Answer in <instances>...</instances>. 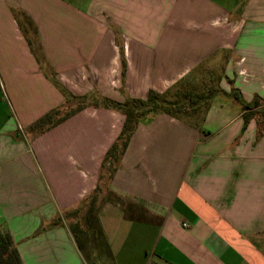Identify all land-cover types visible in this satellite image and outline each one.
Instances as JSON below:
<instances>
[{"label":"crops","instance_id":"obj_1","mask_svg":"<svg viewBox=\"0 0 264 264\" xmlns=\"http://www.w3.org/2000/svg\"><path fill=\"white\" fill-rule=\"evenodd\" d=\"M28 38L74 96L221 78L204 112L142 119L105 185L125 115L87 108L32 136L66 98ZM98 186L109 250L91 234L82 252L66 214ZM0 228L24 264H264V0H0Z\"/></svg>","mask_w":264,"mask_h":264},{"label":"trees","instance_id":"obj_2","mask_svg":"<svg viewBox=\"0 0 264 264\" xmlns=\"http://www.w3.org/2000/svg\"><path fill=\"white\" fill-rule=\"evenodd\" d=\"M23 16L28 19L30 25L33 26L32 21L27 16ZM34 31L36 32L35 28ZM27 40L37 56V61L44 66L43 69L45 68L47 77L52 80L54 85L66 98L65 103L61 107L46 113L43 117L38 119L31 126H29L28 129H26L32 136L37 137L52 128H56L70 117H73L87 108H107L108 110L122 112L125 115L122 132H120L115 143L112 145L111 149L108 150L104 158L103 165L101 167L102 180L110 179L111 175H113L117 167H119L121 157L125 153V150H127L131 138L137 131L138 125L142 119L144 120L148 117H154L159 114H167L179 119H187L194 114H198L197 106L199 107L200 103L204 100V98H206L204 94H198L195 90H192L186 91L183 96H181L180 92H176L174 95L179 96L177 98L181 97L180 99L182 102L172 101L169 98V95L174 92L178 86L164 95L151 91L146 100L136 98L119 102L108 99L107 97L99 96L84 95L76 97L57 80L54 72H49L47 66L45 65V59L41 48L37 50L34 48L31 39L28 38ZM210 91L212 93V97L216 91L214 89H211ZM88 96L93 97V102H85V99H87ZM73 100H84V102L80 103L77 108L71 110L69 107L71 101L73 102ZM244 107L247 109V106ZM249 117L250 115L248 114L244 117L246 125L248 124ZM98 191L99 187H97L92 199L88 200V203H83V206H86V209L82 218L80 220L77 219L75 222L72 221L70 224V231L75 236V241L82 252H84L87 248L91 234L93 241L96 243L97 241H102L99 242V244L103 243L104 247L109 250L107 242L105 241L104 231L99 223V207L97 205ZM80 208L82 209V206L70 213L68 212L66 214L68 219L79 218ZM20 255L21 254L14 242L13 235L9 231L0 228V264H24Z\"/></svg>","mask_w":264,"mask_h":264},{"label":"rangeland","instance_id":"obj_3","mask_svg":"<svg viewBox=\"0 0 264 264\" xmlns=\"http://www.w3.org/2000/svg\"><path fill=\"white\" fill-rule=\"evenodd\" d=\"M209 68V67H208ZM206 69L205 72H203L202 74H200L199 76L197 75L194 79H191L185 83H182L181 85H178V87L176 88V90H174V92H172L170 95H169V98L172 100V101H181L182 100L180 98H177L179 96H176L174 95L176 92H180L181 96H183V94L186 92V91H192V90H195V92H197L198 94H204V96L206 98H204V100L200 103V106L198 107L197 106V111H198V114H200L202 111L204 112L206 107H207V104H208V100L209 98L211 97L212 93H211V88H213L214 86L218 87V81L220 80L221 78V73L220 72V66L219 67H216V66H213L209 69ZM216 69V70H213V69ZM212 69V71L210 70ZM78 97V96H76ZM223 98V97H221ZM221 98H218L221 99ZM93 97H90L88 96L87 99H85V102H93ZM84 102V100H73V102L71 101L70 103V109H75L79 106L80 103ZM86 110V109H85ZM84 111V110H83ZM82 111V112H83ZM81 113V112H79ZM78 114V113H77ZM76 114V115H77ZM75 116V115H74ZM72 118V117H71ZM27 131V130H26ZM107 179H104L102 180L103 181V184H107L106 182ZM101 181V182H102ZM99 189H101L102 187L101 186H98ZM84 208H80V214H79V218H71L75 221L80 220L82 218V216L84 215Z\"/></svg>","mask_w":264,"mask_h":264}]
</instances>
